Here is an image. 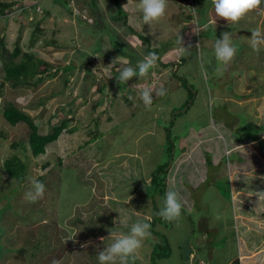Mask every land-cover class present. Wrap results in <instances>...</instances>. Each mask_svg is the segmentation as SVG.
Returning <instances> with one entry per match:
<instances>
[{
	"label": "rangeland",
	"instance_id": "rangeland-1",
	"mask_svg": "<svg viewBox=\"0 0 264 264\" xmlns=\"http://www.w3.org/2000/svg\"><path fill=\"white\" fill-rule=\"evenodd\" d=\"M117 1L121 2L124 14L115 10ZM139 2L70 0L73 13L68 11L69 6L56 3L51 17L43 18V13L37 9L38 12L31 10L28 16L22 15L19 21L13 16L10 21L1 20L0 37L5 33L7 47L12 50L18 43L23 52H35L51 61L55 66L53 71L57 72L38 84H22L17 88L6 80L0 104L4 105L5 100L10 99L24 106L41 132H48L52 124L73 114L79 119L74 125L80 128L74 133L63 132L57 141L47 146L46 153L33 156L27 143L29 126L24 122L11 125L0 108V264H54L55 261L98 264L97 252L103 251L116 236L124 233L125 228L137 223L135 220L139 217L136 218L135 210L158 220L155 224L158 234L152 233L141 247L142 252L147 251L143 247L156 252L155 264H192L190 261H195L193 257L197 253L208 261L214 255L215 259L208 264H226L229 253L237 256L236 243L232 247L230 242L229 251L220 239L234 234L230 227L234 216L231 206L218 193L221 190L228 199L231 191L229 176L218 175L223 165L218 167L220 170L207 166L205 181L199 188L185 184V194L180 193L182 189L178 186L167 183L166 178L171 170L179 169L175 163L183 160V156L187 161L181 164L180 176L193 167V161L200 155L208 157L209 141L198 146L193 155L189 153L191 147L183 149L180 145L182 137L189 135L192 127L200 128L223 116L234 124L238 121L235 126L241 129L235 132L236 137L245 138L262 132V126H256L254 119L258 117L261 121L264 118L263 111H258L264 105V60L261 58L264 45L260 46L259 52H254L250 38L255 30L264 34V11L249 12L238 24L228 25L224 19L217 20L216 26L207 25L202 31V38L208 44L212 40L205 37L222 38L226 32L236 49H245L250 54H247L248 59L241 62L236 58L225 68L216 60L212 47L202 45V41L196 42L200 46H184V34L172 35L173 44L169 40L164 42L172 45L162 50L160 40L154 38L153 48L156 45L160 53H167L166 56L157 60V67L147 76H137L131 83L118 85L116 77L120 71L128 66L136 68L137 62L148 55L140 39L137 40L138 47L128 49L129 43L115 36V33L128 36L129 25L149 29L138 10ZM202 8L201 3L199 10ZM260 9H264V3ZM10 10L16 16L21 12L19 5ZM113 17L125 20L116 21ZM42 18L43 30L36 32L34 21ZM216 27L221 30L216 31ZM194 31L190 34L194 35ZM161 34L168 36L167 32ZM52 40L55 42L50 43ZM172 46L185 48V51H174ZM78 49L88 51L94 59L93 71L98 84L91 83L94 76H85L86 56ZM171 52L170 57L180 56L182 65L170 72L173 66H164L163 60L167 61ZM71 61H75L77 67L66 72L64 66ZM236 63L238 65L234 67ZM174 71L178 75H174ZM4 79L5 70L0 61V82ZM87 81L92 88L87 89ZM103 83L104 88L99 92L98 87ZM144 88L152 89L155 104L150 108L141 99ZM160 88L166 90V95L156 94ZM124 91L126 98L132 97L138 102L129 106ZM100 98L99 107L93 111L92 104ZM72 100L74 105L70 112ZM250 100L253 101L250 103ZM245 106H253L255 112L251 108L249 111L255 118L247 114L246 108H241ZM133 112L135 115L131 117ZM98 113L105 123L98 118L90 123V117L98 116ZM109 114L113 120L106 123ZM97 125H101L102 133L92 138L87 129H95ZM202 139L204 142L205 136ZM14 142L18 145L13 146ZM170 145L173 146L171 151ZM260 145L264 147V143ZM241 151L245 153L246 146ZM14 154L28 162L27 180L23 184L3 170L4 161ZM236 154L234 152L231 157ZM257 156L263 158L264 153L257 149ZM173 160L175 163L171 168ZM166 163L167 173L157 174L160 177L158 184L152 183L157 169ZM257 177L259 183H264V175ZM33 179L43 183L45 191L42 198L30 203L25 194L33 190ZM167 191L180 193L183 207L178 220L166 221L158 215ZM215 214L220 218L216 219ZM214 226H220V229L215 230ZM255 229L260 227L249 226L244 230L241 226L239 233L251 237L253 232L257 233ZM111 233L112 237H109ZM101 237L106 238L104 243ZM140 253L139 258L146 262L145 254ZM189 253L190 261L187 260ZM195 264H199L198 260Z\"/></svg>",
	"mask_w": 264,
	"mask_h": 264
},
{
	"label": "trees",
	"instance_id": "trees-1",
	"mask_svg": "<svg viewBox=\"0 0 264 264\" xmlns=\"http://www.w3.org/2000/svg\"><path fill=\"white\" fill-rule=\"evenodd\" d=\"M110 1H113L114 3H116V0H110ZM43 2H45V5ZM56 3L59 5H62V6L66 5L65 7L69 6L67 9L71 13L72 9L70 8V5H69L70 0H49V1L48 0H11V1L0 0V22L2 19H8L10 21V20H12V16L15 17V19H16L15 21H17V20L19 21L20 19L22 20V18H23L22 15L28 16L29 14H31V10L36 12L38 8L41 9V13H43V15H44V16L42 15L43 18L50 17V15L53 14L52 12H54L53 5ZM201 3L203 6V8H202L203 10H199ZM16 5H19L20 10H21V12L19 14H17V16L14 15V12L10 10L11 8L15 7ZM116 5H117V7L115 8V10L117 9V13H123L124 14V8L122 7L121 2L117 1ZM207 8L209 9V12L207 11ZM188 9H189V12H187ZM25 12H28V13H25ZM182 15H185V16L182 18ZM43 18L34 21L36 32H40L43 30V28L41 27V24L44 21ZM111 18H112V16H111ZM113 18L116 21H120L122 19L125 20V18H122V19L119 18V20L116 19L115 17H113ZM203 19H205L206 21L203 22ZM217 20H222V19L218 18L216 16L212 0H167V7H166L165 15L159 21L153 22L151 27L148 25L149 29H147V27L141 28L137 25H129L128 29H129L130 33H128V36L126 35V37H125V36H122V35H119L116 33H115V36L118 38L121 37L120 40H123V42H125L126 44L129 43V45L127 44L128 49H129V47L131 49H134L133 47H138V41L137 40L140 39L141 41L144 42V50H145L146 54H149L150 52H154L157 55L158 59H162L164 56H166L167 53L166 54H164L165 52L160 53L159 50L157 49L156 45H155V48H153V42H152L153 39L155 38V39L160 40L159 42H161V45H162L161 49L166 50L169 48V46H171L173 44L174 40H173V37H171L172 35L177 36V35H183L184 34L183 43L186 42L184 44V46H186V45L200 46V44H197L196 42L202 41V45H206L207 47H212L213 55H214V45H215L216 39H214L212 37H205V39L208 38L207 40H210V41L212 40L211 44L206 43L207 41L205 42L204 38H202V35H203L202 31L205 30V27L207 25H209V26L215 25L216 26L215 23H218ZM173 24H176V26H174ZM221 27L223 30L225 29L224 25H222ZM243 27H244V25H243ZM151 29L154 31H152ZM217 30L220 31L221 29H217V27H216V31ZM191 31H194V35L190 34ZM123 32H125V31L123 30ZM152 32H154V33L152 34ZM161 32H167L168 36L162 35ZM177 37H179V36H177ZM186 39H189L190 41H188ZM234 39L240 40V39H236V38H234ZM168 40L170 42H172V44L171 43H164ZM54 42L55 41H53V40L50 41V43H54ZM183 43H180V46H182ZM31 44H34V43L32 42ZM135 49H137V48H135ZM172 49H174V51L178 52V49L180 50V47L176 48V47L172 46ZM172 49L168 50V52H170ZM78 50L83 52L86 56L85 65H84L85 66V76L88 78H91L90 76H94V78L92 79L93 81H91V83H94L95 81H97L95 79V71H93V64L95 63V61L93 62L94 59L90 56L88 51H84L81 49H78ZM171 54H173V52L169 53L167 61L163 60L164 66L168 67V65H170V64L173 66V68H171L170 72L172 70H175L176 66L182 65L180 56H179V58L176 56H173V55L170 57ZM247 54L250 55L249 53L245 52V49H243V51H242L240 48H238L236 51V55H235L233 60L238 58V61L241 60V62H242L243 60L248 59ZM87 55H89V57ZM261 58L264 60L263 53L261 55ZM0 61H2L3 68L5 70V79H4V81L0 82V96L2 95L1 94L2 88H3L6 80L11 83L12 87L17 88V86H20V85L22 87V84H29V83L34 84V85L38 84L47 78H51V77L55 76L56 72H57L56 70L53 71L55 66L53 65V63L51 61L44 59L43 57L39 56L35 52H23L22 48L19 46L18 43L11 50L6 45L5 33L0 37ZM174 61H178V62L176 63ZM233 65H234V67H236L238 65V63L233 64ZM76 67H77V63L75 61H71L70 63H67L64 66V70L66 72H69L70 70L74 71L76 69ZM228 67H230V66L228 65ZM176 73L178 75L177 71L173 72L174 75ZM171 78H173V77H171ZM31 79H32V81H31ZM136 79H137V77L132 78L131 80L128 81V83H131L130 81L136 80ZM95 84H98V82H95ZM92 87H93V85L87 81V89L92 88ZM103 88H104V83H103L102 87H100V88L98 87V91L102 92ZM124 96H125L127 104L129 106H132L133 104H136L138 102L137 99L134 100L135 98L134 99L132 97L126 98V92L125 91H124ZM188 97H189V95H188ZM190 99H191V96H190ZM100 100H101V98L96 100L92 104V110L93 111L97 110V108L99 107ZM41 102H43V101H41ZM153 104H155V102H152V105ZM70 105H71L70 112H72V108L74 105L73 100L71 101ZM23 107L24 106L18 105L14 100H10V99H6L4 105L0 104V108L2 110L4 118L11 125L14 126L20 122H24L29 126L30 133L28 135L27 143H28L29 149L31 151V154L33 156H39L41 154L46 153L47 152V146L50 143L57 141L60 138V136L63 134V132L68 131V132L74 133L75 131H77V129L80 128L79 125H74V121L75 120L79 121V119H76L75 115L73 114L72 116H69V117L65 116L64 118H62L58 122L52 124L49 127L48 132H41V128L37 124V122L35 121L33 116H31L28 112H26L25 108H23ZM159 108H158V111H160ZM134 113L135 112H133L131 117L135 115ZM99 115H100L99 113H98V116L92 115L90 117L89 122L91 123L93 120H97V118H98L99 121H102L104 124L105 122L102 120V117ZM155 115H156V113H155ZM107 118H108V120L106 121V123L113 120V117L110 114L107 116ZM174 119H176V117H174ZM152 121H154V120H152ZM101 125H97V127L95 129H87V133H89L91 135L90 137L95 138L96 136H99L100 133H102V131H101L102 129L100 127ZM252 136L257 137L258 135L252 134L251 137ZM169 139L172 143L173 139H172L171 131L169 133ZM17 145H18V142L13 143V146H17ZM19 145H20V143H19ZM170 147H171L170 148V151H171L173 146L170 145ZM61 160H60V162H61ZM47 164H50V162H48ZM167 165L168 164L166 163L164 165V167H162V168L160 167L157 169L156 177L153 176V178L151 179L152 183L156 182L158 184L160 177L158 178L157 174H160L161 172L165 173V171H166L165 167ZM3 170L10 177L17 179L19 184H23L27 180L28 162H27V160H23L17 154H14L4 161ZM167 171H166V173H167ZM147 222L150 223V225H151V228H150V230L152 229L151 235H152V233L158 234L155 232L156 231L155 230V224H156V222H158V220L156 218H153L150 220L148 219ZM154 254H155V256H154ZM154 254H153V256H154L153 260L156 257L155 251H154ZM35 262H36V260H35ZM131 263L132 264H139L138 261H133V260H131ZM235 264H238V262H236Z\"/></svg>",
	"mask_w": 264,
	"mask_h": 264
},
{
	"label": "crops",
	"instance_id": "crops-1",
	"mask_svg": "<svg viewBox=\"0 0 264 264\" xmlns=\"http://www.w3.org/2000/svg\"><path fill=\"white\" fill-rule=\"evenodd\" d=\"M230 100H233V98ZM252 101L253 100H250V103ZM237 103L240 104L241 101H238ZM241 108H246L247 114L252 115L253 118H255V115L249 111L250 108L254 111L253 106H245ZM258 111L261 113L263 111L264 114V105H261L260 108H258ZM212 120V122L209 121L205 126H201L200 128L196 129L192 127L190 134L182 137L180 143L183 149L187 148L188 146L191 147L189 153L193 155L198 146H201L205 144V142L209 141L210 144L206 149L208 152V157L200 155L198 159L193 161V167L191 166L192 168L187 170L183 176L182 174L181 176L179 174L181 171L180 168L182 162L187 161L186 157L183 156V160H179L177 163H175L173 160L171 168L175 163L179 169L170 171V175H168L166 178L167 183H170L173 186H178L182 189L180 193L185 194L187 187L185 184L190 183V186L196 185V187L199 188L201 183L205 181L208 171L207 166H215L218 168L219 166L221 167L223 165L222 170L219 171L218 175L222 176L225 174L229 176L231 183V196L229 195V198L225 199L223 196L224 193L222 194L221 190H219L218 193L220 197L231 206L233 212L232 214L234 216L232 219L233 223L230 227L232 228L231 233H234V238L231 235L229 237H220V239L222 242H224V244H226L224 248L229 251H231L230 242L232 247L235 243L237 247V256H233L232 252L229 253V259L227 260L226 264H235L236 262H238V264H264V228L262 227V224L264 223V197L259 198L256 193L264 191V183H259L260 180L257 179L258 174L264 175V162L262 161L264 157H255V152L257 149L264 153V150H262L264 147L260 145L264 143V118L261 121L258 117L254 119L256 126H262V132L257 134V137H251V135H248V137L245 138L235 136V132L241 129H238V127L235 126L237 125L238 121H235L234 124V121H227L223 116H218ZM219 126H221L223 129L219 128ZM252 128L254 129L255 127L252 125ZM204 136L205 141L202 142L204 140L202 139ZM243 146H246L245 153H242L241 151ZM234 152H237V154L232 158L231 156ZM218 169L220 170V168ZM178 178H180V180ZM180 193L178 192L179 195ZM135 213L136 218L139 217V222H147L148 219H152L150 214H142L139 212V215L136 210ZM217 216H219V214L214 215V217ZM138 221L135 220V222ZM241 226L244 228V230H246L249 226H257L260 227V229H255L257 233L253 232L254 236L250 237L248 235H242L239 233ZM129 229L130 227L125 228L123 230L124 233L128 232ZM213 229L219 230L220 226H214ZM143 249L147 251L144 250L145 252H142V248H140L136 254L135 261L138 260L139 264L140 262L143 263L142 258H139L138 255L141 252L140 254H145L147 258V261L143 264H155L153 260V250L149 248L147 249V247H143ZM199 254L200 253L194 255L193 258H195V261H190L192 256H190L191 253H189L187 260L192 263L199 260L202 262V264H208L209 261L211 263L215 259L213 255V257H210V260L208 261L207 259L200 257ZM57 263L60 262H54V264ZM130 264H132L131 260Z\"/></svg>",
	"mask_w": 264,
	"mask_h": 264
},
{
	"label": "clouds",
	"instance_id": "clouds-1",
	"mask_svg": "<svg viewBox=\"0 0 264 264\" xmlns=\"http://www.w3.org/2000/svg\"><path fill=\"white\" fill-rule=\"evenodd\" d=\"M212 3L216 16L227 21L228 25L238 24L249 12L264 11V9H260V5L264 3V0H212ZM166 7L167 0H140L138 10L143 14V23L151 27L153 22L159 21L165 15ZM38 10L41 11L40 8ZM71 12L73 13V10ZM250 45L254 52H259L260 46L264 45V34L259 30L252 31ZM180 51L184 52L185 48H181ZM236 51L237 49L230 42L226 32L222 34V38L216 39L214 54L216 60L225 68L233 61ZM157 60V55L154 52H150L141 61L137 62L136 68L131 66L124 67L120 71L119 76L116 77L117 84H127L133 77L143 78L147 76L151 69L157 67ZM125 63L127 64L128 62L125 61ZM156 94L164 96L166 95V90L160 88ZM141 99L144 105L150 108L152 105V89L144 88L141 92ZM32 186L33 190L26 193L25 196L30 203H35L39 198H42L45 186L35 179L32 180ZM256 193L259 198L264 197V191ZM182 207L178 192L167 191L158 215L166 221L178 220L181 217ZM219 218V216L216 217V219ZM150 228L151 225L148 222L132 224L128 232L116 236L112 243L104 247L103 251L97 252L98 264H130V260L136 258L143 241L151 236ZM109 237H112V233ZM100 239L104 243L106 238L101 237ZM198 263H200L199 260ZM192 264H195V262Z\"/></svg>",
	"mask_w": 264,
	"mask_h": 264
}]
</instances>
